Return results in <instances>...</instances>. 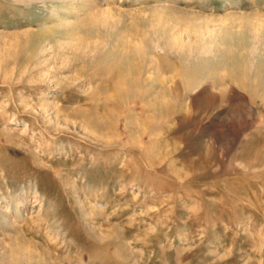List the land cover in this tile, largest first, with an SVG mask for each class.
I'll return each instance as SVG.
<instances>
[{"label": "rangeland", "instance_id": "rangeland-1", "mask_svg": "<svg viewBox=\"0 0 264 264\" xmlns=\"http://www.w3.org/2000/svg\"><path fill=\"white\" fill-rule=\"evenodd\" d=\"M0 264H264V0H0Z\"/></svg>", "mask_w": 264, "mask_h": 264}]
</instances>
